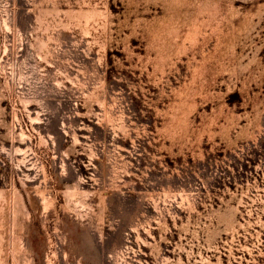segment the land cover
<instances>
[{"label": "rangeland", "instance_id": "374dc122", "mask_svg": "<svg viewBox=\"0 0 264 264\" xmlns=\"http://www.w3.org/2000/svg\"><path fill=\"white\" fill-rule=\"evenodd\" d=\"M0 264H264V0H0Z\"/></svg>", "mask_w": 264, "mask_h": 264}]
</instances>
